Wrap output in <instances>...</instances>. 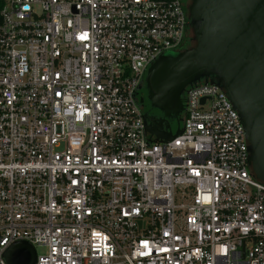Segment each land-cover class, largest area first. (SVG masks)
I'll return each mask as SVG.
<instances>
[{"label":"built area","instance_id":"1","mask_svg":"<svg viewBox=\"0 0 264 264\" xmlns=\"http://www.w3.org/2000/svg\"><path fill=\"white\" fill-rule=\"evenodd\" d=\"M188 31L183 0H3L0 264L16 241L45 249L34 264H264V183L225 92L188 87L168 141L145 129L137 87Z\"/></svg>","mask_w":264,"mask_h":264},{"label":"water","instance_id":"2","mask_svg":"<svg viewBox=\"0 0 264 264\" xmlns=\"http://www.w3.org/2000/svg\"><path fill=\"white\" fill-rule=\"evenodd\" d=\"M185 9L193 44L167 51L148 66L141 84L150 107L166 117L181 109L187 87L217 85L244 128L248 166L264 183V0H188ZM138 102L141 106L143 100ZM143 118L153 141L165 142L181 132L177 127L172 133L169 124L146 114ZM35 258L26 241L10 244L3 253L5 264H34Z\"/></svg>","mask_w":264,"mask_h":264},{"label":"flooded vegetation","instance_id":"3","mask_svg":"<svg viewBox=\"0 0 264 264\" xmlns=\"http://www.w3.org/2000/svg\"><path fill=\"white\" fill-rule=\"evenodd\" d=\"M193 44L192 39H191V35L190 33L185 37L182 46L179 50L181 49H185L190 47ZM144 88L143 83L141 84V88L137 91V99H142L143 102L141 103V108H142V112L143 114H146V116L152 117L155 120H160L162 124L166 123L169 124V126L171 124L175 125V128L177 127H181L183 119H184V115H185V94L186 91L188 89V87L183 91V93L181 94V109L176 112L175 114L172 115H168L166 117H164L163 113L156 109V108H151L150 107V103L147 99V96H144L142 93V89ZM147 95V94H146ZM171 129V127H170ZM172 130V129H171Z\"/></svg>","mask_w":264,"mask_h":264},{"label":"rangeland","instance_id":"4","mask_svg":"<svg viewBox=\"0 0 264 264\" xmlns=\"http://www.w3.org/2000/svg\"><path fill=\"white\" fill-rule=\"evenodd\" d=\"M170 127L172 129V133H174L175 132V129H176L175 128V125L174 124H171ZM35 251H36V254L40 255L43 252H45V249L43 247L35 246Z\"/></svg>","mask_w":264,"mask_h":264},{"label":"trees","instance_id":"5","mask_svg":"<svg viewBox=\"0 0 264 264\" xmlns=\"http://www.w3.org/2000/svg\"><path fill=\"white\" fill-rule=\"evenodd\" d=\"M187 2H188V0H183L184 6L186 5ZM2 4H3V0H0V8H1ZM189 33L190 32L188 31V34ZM142 93H143L144 96H146L147 90L145 89V87L142 89Z\"/></svg>","mask_w":264,"mask_h":264}]
</instances>
